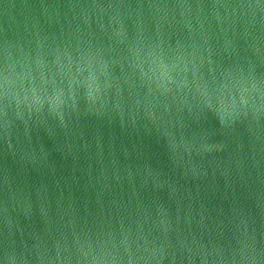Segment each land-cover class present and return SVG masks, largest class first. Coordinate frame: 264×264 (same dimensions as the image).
I'll return each instance as SVG.
<instances>
[{
  "label": "water",
  "instance_id": "obj_1",
  "mask_svg": "<svg viewBox=\"0 0 264 264\" xmlns=\"http://www.w3.org/2000/svg\"><path fill=\"white\" fill-rule=\"evenodd\" d=\"M93 2L133 5L119 10L127 38L135 39L143 31L167 47L177 40L191 43L187 21L199 29L197 10L170 8L157 13L147 7L149 3L211 5L215 0H0V63L7 44L13 59L26 60L38 76L37 55L51 66L57 47L63 50L69 41L73 49L78 43L82 47L92 44L106 60L121 61L107 69L108 77L119 79V92L115 87L109 90V114L114 119L90 112L87 89L67 81L79 114L67 129L57 126L58 118L49 113V105L31 113L32 119L26 109L24 118L18 119L13 105L10 143L0 119V239L6 228L3 169L6 153L16 151L17 158L10 161L13 188L8 218L21 248L38 241L51 247L63 238L72 248L75 264L74 232L93 239L112 232L119 239L123 225L132 230L133 239L140 232L157 246L164 242L175 249V255L169 249L160 264H203V252L197 254L200 245L226 244L233 225L242 220L258 231L264 223L260 143L246 122L228 128L219 104L200 102L203 83L211 87L222 82L221 71L242 70L264 78V26L245 34L242 19L235 25L221 24L212 17L214 10L206 7L201 18L208 42L204 44L195 34L203 45L197 53L196 71L188 64L173 86L175 92L161 95L141 86L121 59L127 49L113 38L114 29L120 27L111 20L115 13L68 6ZM137 4H143V9ZM219 11L225 15L223 9ZM16 70L23 69L17 64ZM57 71L52 66L49 76ZM181 100L182 110H178ZM117 103L120 109L112 111ZM37 116L40 124L35 123ZM239 143L245 145L242 166L237 164L240 157L235 151Z\"/></svg>",
  "mask_w": 264,
  "mask_h": 264
},
{
  "label": "clouds",
  "instance_id": "obj_2",
  "mask_svg": "<svg viewBox=\"0 0 264 264\" xmlns=\"http://www.w3.org/2000/svg\"><path fill=\"white\" fill-rule=\"evenodd\" d=\"M68 6L82 10H98L105 14L109 11L115 13L111 16V20L119 23L120 27L114 29L113 38L118 44L125 45L127 49L126 55L121 59L127 61L128 67L138 77L141 86H145L149 92L155 91L161 95L175 92L173 86L179 83L180 76L188 70V64L192 65L193 72L196 71L197 53L202 51L203 45L199 44L194 36L198 32L204 44H207L208 41L203 32L204 20L201 18L206 7L214 10L212 17L221 24L229 22L230 25H235L242 19L245 34L257 25L264 26V0H223V2L215 0L211 5L203 3L193 5L186 2L149 3L147 7L156 10L157 13L170 8L197 10L196 19L199 29H193L191 20L187 21L192 37L191 43L185 44L177 40L174 46L168 43L165 47L163 41L152 40L146 37L143 31L135 39L127 38L119 10L132 8L131 4L93 2ZM135 7L143 9L144 5L137 4ZM220 9L224 10V16H221ZM181 15H184L183 11ZM117 63L121 61L106 60L103 51L92 44L82 47L78 43L73 49L69 41L63 50L57 47L55 60L51 66L44 56L37 55L35 70L38 76H34L31 64L26 60L15 61L6 44L2 53V63H0V119L9 142L11 143L12 136L9 109L13 105H15L18 119L24 118L25 109L29 118L32 119L31 113H40L45 105H49V113L54 118H58L57 126L64 129L70 126L74 116L79 114L75 111V100L71 88L65 86L66 81L87 89L90 112L114 119L109 114V90L115 87L119 92V79L108 77L107 69L109 64ZM17 64L23 69L22 71L17 72ZM52 66H55L58 71L49 76ZM46 69L49 74H46ZM86 71L87 76L84 75ZM220 75L222 82H216L215 86L210 87L206 81L203 83L204 92L201 94L200 102L208 106L219 104L222 120L228 128L235 129L238 123L246 122L248 131L252 132L253 137L261 145L260 151L264 152V78L255 77L251 73L245 74L242 70L235 74L232 70L221 71ZM200 88L201 85H198L197 91H200ZM183 102L181 100L177 104L178 110H182L180 103ZM119 109L120 104L117 103L112 111ZM35 123H41L39 116ZM48 131L55 134L53 129ZM244 150L245 145L239 143L235 150L240 157L237 160L238 166L243 164ZM16 158V151L6 153L3 169V206L6 228L0 239V264H73L72 248L66 239H57L51 247L38 241L31 247L24 243L21 248L13 238V225L8 218V197L13 188L10 161ZM232 230V238L226 244L216 241L199 246L197 254L203 252L200 256L203 264H264V223L258 231L246 220H242L239 224H234ZM73 235L75 264H160L167 257V251L172 249L164 242L157 246L155 240L149 241L140 232H137L133 239L132 230L124 229L123 225H121L119 239L112 232L97 234L95 239L84 233L76 235L74 232ZM220 235L223 236V231ZM172 251L175 255V249ZM187 251L191 258L192 249L188 248Z\"/></svg>",
  "mask_w": 264,
  "mask_h": 264
}]
</instances>
